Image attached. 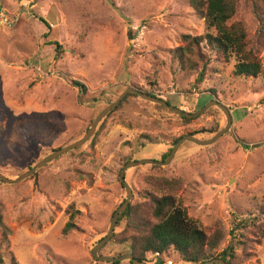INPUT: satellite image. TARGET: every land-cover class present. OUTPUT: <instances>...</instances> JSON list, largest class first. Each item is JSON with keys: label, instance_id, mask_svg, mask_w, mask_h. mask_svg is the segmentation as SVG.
<instances>
[{"label": "rangeland", "instance_id": "rangeland-1", "mask_svg": "<svg viewBox=\"0 0 264 264\" xmlns=\"http://www.w3.org/2000/svg\"><path fill=\"white\" fill-rule=\"evenodd\" d=\"M190 2L0 0L3 177L15 179L83 138L99 113L129 88L153 93L189 114L207 109L186 124L168 108L132 96L101 121L84 146L25 181L0 182L3 220L11 231L9 249L0 241L5 264H11L9 252L19 264H116L95 259L93 250L127 199L121 171L132 161H162L174 140L191 133L211 139L218 132L203 129L227 124L222 110L210 104L214 100L231 113L228 133L210 146L184 142L168 166L128 169L130 203L143 201L148 176L181 179L178 200L190 219L209 236L223 233L218 252L233 238L244 240L237 254L250 257L241 264H264V52L256 78L235 74V56L224 62L213 57L197 82V73H184L169 52L180 35L206 32ZM237 2L235 20L254 35L258 23L250 0ZM70 221L75 229L65 233ZM123 228L124 223L116 226L115 233ZM129 250L111 238L98 254L116 258ZM149 260L186 264L174 253Z\"/></svg>", "mask_w": 264, "mask_h": 264}, {"label": "trees", "instance_id": "trees-1", "mask_svg": "<svg viewBox=\"0 0 264 264\" xmlns=\"http://www.w3.org/2000/svg\"><path fill=\"white\" fill-rule=\"evenodd\" d=\"M190 4L204 20L206 32L199 36L182 34L178 42L180 44L169 50L181 70L186 74L197 73V82H202L213 57L224 62L235 56L238 61L235 66L237 76L258 77L263 70L261 55L264 52V0H250V11L258 23L254 35L248 33L242 21L235 20L237 0H191ZM57 48L62 52L60 45ZM74 84L87 91L80 82L74 81ZM144 93L162 99L153 93ZM213 93L215 94L214 91ZM132 96L135 95H128L117 108H121ZM182 119L186 124L191 122V119L183 117ZM219 130V126L216 125L211 130L203 129L201 133H216ZM197 133L189 135L195 136ZM181 138L174 140L172 147ZM172 149L168 150L162 161L167 159ZM146 180L150 189L145 193L143 201L129 204L117 223V227L124 223L123 231L112 236L119 244L130 248L129 253L135 260L142 264H152L149 257L163 261L164 257H170L174 253L186 264H206L214 259H222L227 264H241V261L250 257L246 252L243 257L238 256V247L246 246V241L235 242V238L222 252H218L224 239L223 233L217 231L209 236L190 219L178 200V195L183 189L181 179L148 176ZM250 224L254 225L255 222L251 221ZM246 227L243 229H247ZM73 229L75 224L70 221L65 227V233ZM10 236L11 231L4 223L0 206V241L7 244V249ZM262 236L264 237V230ZM241 237L245 238L243 234ZM9 253L11 264H19L13 254ZM0 264H5L4 254L1 252Z\"/></svg>", "mask_w": 264, "mask_h": 264}, {"label": "water", "instance_id": "water-1", "mask_svg": "<svg viewBox=\"0 0 264 264\" xmlns=\"http://www.w3.org/2000/svg\"><path fill=\"white\" fill-rule=\"evenodd\" d=\"M130 94L138 96V97H140V98H142L148 102H152V103L164 106V107L168 108L169 110L173 111L174 113L180 115L181 117L187 118V119H191V118L195 119V118L203 115L205 113V111L207 110L206 108H203L195 114H189L183 110H180L179 108L171 106L167 101L149 96V95H147L143 92H140L134 88H129L114 103L109 104L105 109H103L99 113V115L96 117V119L94 120V122L90 126V129L86 132V134L84 135L83 138H81L80 140H78V141H76V142H74V143H72L66 147H63L62 149L55 151L50 156H48L44 160L37 163L28 172L18 176L15 179H10V178H7L5 176L3 177V175L0 174V182L5 183V184L14 185V184L20 183L22 181H25L26 179H29L30 177H32L37 172V170L44 167L46 164L50 163L51 161L56 160L57 158H59L65 154H67L73 150H76V149L84 146L85 144H87L89 141H91V138L94 136V134L98 128V125L101 123V121H103L111 112L116 110L117 107L121 104V102ZM210 104H213L214 106H216L217 108L222 110V112L224 113V115L226 116V119H227L226 126L222 130H220L218 133H216L211 139L200 140L194 136L186 135L182 139H180L178 141V143L173 147V149L171 151L172 153H170V155L167 157L166 160L156 161V160H150L147 158V159L132 161V162L126 164V166L123 168V170L121 171V175H120V181L122 182L124 188L126 189L127 199L125 200L123 205L115 213V215L112 219V222L110 224L106 238H104L101 242H99V244L94 248L93 255H94L95 259L103 261V262L116 263V264L118 262H123V261H130L133 264H142L139 261L135 260L132 254H128V255L116 257V258L107 257V256H100L98 254L99 249L101 247L105 246V244L108 241H110L111 238H113L112 236L115 233V228L117 226V223L120 220V218L122 217V215L125 213V211L127 210L128 206L130 204L131 198L133 197V190L131 189L130 185L125 181L126 180V178H125L126 171L130 168H134V167L142 166V165H147V164L152 165V166H161V167L168 166L172 162V160L174 159L175 154L180 149L181 145L186 141L193 142V143L200 145V146H210V145L215 144L217 141H219L230 130V126H232V124H233V119H232V116H231L229 109L225 105L219 103L217 100H214ZM206 107H208V106H206ZM206 264H227V263L222 259H214V260L207 262Z\"/></svg>", "mask_w": 264, "mask_h": 264}, {"label": "built area", "instance_id": "built-area-1", "mask_svg": "<svg viewBox=\"0 0 264 264\" xmlns=\"http://www.w3.org/2000/svg\"><path fill=\"white\" fill-rule=\"evenodd\" d=\"M7 22V21H6ZM169 264H172V262H168Z\"/></svg>", "mask_w": 264, "mask_h": 264}]
</instances>
